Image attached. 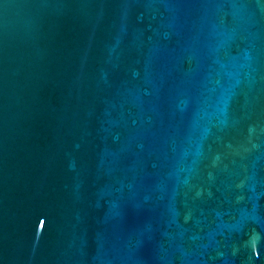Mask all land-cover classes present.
I'll return each instance as SVG.
<instances>
[{
	"label": "water",
	"instance_id": "obj_1",
	"mask_svg": "<svg viewBox=\"0 0 264 264\" xmlns=\"http://www.w3.org/2000/svg\"><path fill=\"white\" fill-rule=\"evenodd\" d=\"M0 264H264V0H0Z\"/></svg>",
	"mask_w": 264,
	"mask_h": 264
}]
</instances>
